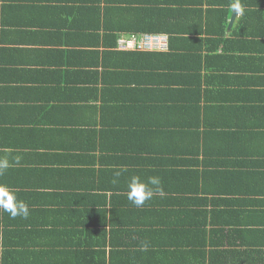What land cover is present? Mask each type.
<instances>
[{
  "label": "crops",
  "instance_id": "0c3cea01",
  "mask_svg": "<svg viewBox=\"0 0 264 264\" xmlns=\"http://www.w3.org/2000/svg\"><path fill=\"white\" fill-rule=\"evenodd\" d=\"M135 33L170 48L119 46ZM5 155L30 214L0 213V264H215L193 231L264 264V0H0ZM222 161L255 165L228 203L200 196ZM134 175L163 195L133 206Z\"/></svg>",
  "mask_w": 264,
  "mask_h": 264
},
{
  "label": "trees",
  "instance_id": "16d2710c",
  "mask_svg": "<svg viewBox=\"0 0 264 264\" xmlns=\"http://www.w3.org/2000/svg\"><path fill=\"white\" fill-rule=\"evenodd\" d=\"M170 43H171V37L169 35L168 46L165 49H163V51H166L170 48ZM252 139L254 138L249 136L248 140H252ZM221 166L222 167L217 166V171L221 173L214 171L215 174H212L210 170L207 171V175L212 176V179H209L208 181L200 182L202 184V191L200 193L201 194L200 196H205L208 199L209 198L208 196H210V194H214L213 198H220V201H223V202L226 201V203H228L227 200H230L231 198H233V197H229L228 193L235 194V192L232 190H229L228 184L226 183H234V184L242 183L241 185H244L245 183L248 184L247 181H248L249 175L255 172V165L252 162L248 161L247 163L248 168H246V172L243 174L244 176L242 175L241 178L228 175L229 172L231 173L233 172L237 173V171L239 172L237 163H234L233 161H222ZM92 171H93V176L89 177L82 186L84 190H87L89 192H93L94 190L97 189L95 187V180L93 178L96 176V174L104 173L105 169L104 167H95L93 168ZM218 175H223V176L220 177ZM90 179H93V180H90ZM210 185L212 187L216 186L219 189L217 191L213 190L214 193H209ZM41 187L47 188V185L43 182L41 184ZM67 188L69 190V193L74 191L75 189L74 183L69 182L67 185ZM180 213L182 214V212ZM221 222L222 223L219 225L217 232L222 230L221 226L223 225L224 221L221 220ZM188 234H189V237L191 238V241L193 238L196 239L195 241L190 242V244L194 243V245L197 247L195 250L198 252L201 258V262L208 258L211 259V261L214 262L215 264H227L232 261L230 257L231 252L227 250V248L223 249L222 243L209 240V237H205L204 234L201 233V231L200 232L193 231L192 233L189 232ZM203 238L204 240H202Z\"/></svg>",
  "mask_w": 264,
  "mask_h": 264
},
{
  "label": "clouds",
  "instance_id": "9594fccd",
  "mask_svg": "<svg viewBox=\"0 0 264 264\" xmlns=\"http://www.w3.org/2000/svg\"><path fill=\"white\" fill-rule=\"evenodd\" d=\"M239 10V5H237ZM13 160L16 164L20 163L21 157L15 156ZM12 161L8 156H0V176L12 167ZM121 172L114 174L113 183H118ZM163 195L162 181L159 176H149L147 181L142 180L139 176L134 175L130 178L127 186V199L135 207H143L145 203L151 200L155 195ZM0 212H6L11 218L17 216L27 219L29 216L28 204L18 198L7 185L0 184Z\"/></svg>",
  "mask_w": 264,
  "mask_h": 264
},
{
  "label": "built area",
  "instance_id": "2783aa9c",
  "mask_svg": "<svg viewBox=\"0 0 264 264\" xmlns=\"http://www.w3.org/2000/svg\"><path fill=\"white\" fill-rule=\"evenodd\" d=\"M119 46L127 50L165 49L168 46V38L161 34L135 33L120 38Z\"/></svg>",
  "mask_w": 264,
  "mask_h": 264
}]
</instances>
